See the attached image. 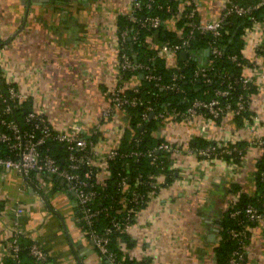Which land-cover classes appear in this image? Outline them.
I'll return each mask as SVG.
<instances>
[{
  "label": "crops",
  "instance_id": "0c3cea01",
  "mask_svg": "<svg viewBox=\"0 0 264 264\" xmlns=\"http://www.w3.org/2000/svg\"><path fill=\"white\" fill-rule=\"evenodd\" d=\"M196 1L202 21L218 17L227 3ZM127 8L128 0H0L3 76L15 83L32 108L43 112L53 128L79 123L92 132L101 182L107 176L103 155L120 144L129 117L118 106L108 117L101 116L109 105L107 92L117 83L132 89L141 77L133 73L118 80L117 20ZM168 22L173 28L174 23ZM262 41L264 18L244 33L243 56L251 64L242 73H252L254 84L248 116L237 118L226 111L211 119L197 113L161 122L153 132L180 144L182 150L171 154L175 170L171 181L136 209L125 233L129 243L120 244L129 257L151 264H215L214 247L225 209L239 191L249 195L256 191V164L264 153V142H259L264 137V60L255 50ZM178 55L166 58V63L175 65ZM206 57L198 53L194 58L199 63ZM199 140L239 141L246 150L239 162L217 156L207 160L185 150ZM1 170L0 264L16 227L46 250L49 264H111L86 234L65 182L45 172H33L31 182ZM233 184L238 192H233ZM17 207L23 208L22 213H16ZM248 234L242 264H264V216L250 224ZM78 240L80 248L74 249Z\"/></svg>",
  "mask_w": 264,
  "mask_h": 264
},
{
  "label": "built area",
  "instance_id": "2783aa9c",
  "mask_svg": "<svg viewBox=\"0 0 264 264\" xmlns=\"http://www.w3.org/2000/svg\"><path fill=\"white\" fill-rule=\"evenodd\" d=\"M155 0H128V9L124 13V16L129 25H124L121 29L117 30V49H118V80L123 78L126 73H139V75L147 81L153 82L154 86L160 87L165 90H178L179 80L184 77L182 72H174L171 78L167 81L162 79L160 73L156 71L148 60L138 61L135 59L134 54L129 51V42L144 43L141 41V30H161L168 27V21L174 23V27L171 28L175 31L178 38L174 41H161L158 42L153 38L152 35L147 34L145 36V43L147 46L152 47L155 54L164 58H169L178 54L181 50L186 51V59L189 57H195L197 52L192 55L193 51L190 50V40L193 37L194 31H200L202 33L210 32L213 36L220 35V28L224 21V18L235 13L238 15L250 14L252 24L245 30L248 31L254 28L258 20L251 15L252 10L260 4L246 3L239 4L232 2L226 4L221 14L211 20H196L195 14L197 15V1L196 0H184L178 3L174 9V13L168 19L161 17L159 13L155 14H142L143 8L152 5ZM156 6L159 9L170 8V4L157 3ZM187 18L184 25L188 26V29L184 35H181L182 28L175 25V21L180 17ZM147 40V41H146ZM209 54L214 56L220 54V48L214 44L209 43ZM205 49V48H204ZM202 50V49H201ZM262 56V55H260ZM150 59V58H149ZM195 59V58H194ZM232 60H236V55L231 56ZM210 61L202 60L197 63V68L193 72V78H199V80L210 81L211 77L208 75V67ZM237 64L244 66L247 63L236 61ZM264 64V61H263ZM253 65V63H252ZM253 81L252 73H242L234 81H228L224 88L217 87L214 89L213 95L209 99L193 98L184 110H178L174 107L168 109L163 107L161 110L156 111L149 100H144L137 94V86L131 89L132 92L126 93L121 83H117L109 88L108 101L109 105L106 106L101 113L102 117H108L111 114L112 107L118 106L123 109L128 106H135L140 104L142 106L141 118H150V112H153L151 117L160 119L162 122L167 120H177L190 118L197 113L209 114L212 119L221 116L226 111H231L233 114H240L246 109V97L243 92H240L235 104H232L227 99V95L231 88H234L236 83H240L241 87L246 91L248 86ZM6 97L1 93L0 90V115L7 114L11 110L9 103H6L9 99L18 100L24 99L23 93H21L15 85L9 84L7 86ZM225 97L226 100L222 101L221 97ZM0 123L2 128L0 129V142L6 147V153L0 154V169L14 170L17 174L21 175L26 181L29 179L31 171L36 173H49L55 174L58 178H61L65 183L68 184L67 189L74 192V199L78 209L80 211V220L83 223L86 234L92 238L95 249L99 254L106 256L111 264H151L147 260H137L134 262L125 263L122 258H117L115 254L109 250L108 241L109 236L113 231L124 230L126 231L133 223L135 218L136 208L135 205L143 202H147L152 194H154L161 186L165 184L164 178H159L160 175L164 176L163 172H159L155 178L146 179L143 177L141 172H137L134 175V184L149 185L152 189H148L146 192H141L137 187H133L130 190V195L122 197L123 202L128 199V202H133L135 205L129 208L122 207L119 211L121 215H110L105 206H97L96 201L98 197V190L95 185L103 186L104 182L97 179L98 173V157L99 152L94 148V138L92 132L87 133L79 123L71 124L67 129H55L51 126L49 121L44 116L43 112L34 108L30 109L25 115L24 124L18 122L14 118H7L6 116L0 117ZM25 123L27 124L25 126ZM47 139H53L58 141L63 146V157L59 162L58 157L54 156L49 152V146L41 148ZM135 146L124 153L119 152L118 146L109 148L103 155L105 167L107 170L108 178L110 173L107 169V160L112 159L116 156H130L133 160L140 156H149L151 160L156 159V155L160 151H169L171 154L182 150L180 144L173 143L171 141L162 139L157 142L154 147H148L142 149L138 147L141 137L139 135L133 138ZM206 144L204 146H195L188 144L185 146L187 153L198 156L203 159L214 158V155H230L234 150L238 153L242 152V147L237 145L229 146L225 141H217ZM234 142V141H232ZM259 142H264V137L259 139ZM163 168V166H161ZM169 168L174 169L173 164L169 165ZM116 184L123 191L128 186L129 175L117 173ZM28 176V177H27ZM260 179L264 186V169L260 171ZM95 184V185H94ZM148 195L149 198H145ZM259 198L264 205V190L259 194ZM124 204V203H123ZM23 208L17 207L16 213H22ZM118 211V210H117ZM239 212L236 209L232 215ZM104 213L108 217V220L101 227L94 226V221ZM245 215L249 219H260L262 213L251 203H248L244 209ZM242 229L238 230L235 228L230 229V234L233 237H237L241 234ZM23 233L18 227L14 229L12 238L9 239L7 244V253L18 261L19 242L18 236ZM29 253L33 257V261L30 264H49L48 253L46 250L37 242L32 241L29 244ZM244 255L242 251L237 249L233 250L229 262L230 264H242ZM16 264H18L16 262Z\"/></svg>",
  "mask_w": 264,
  "mask_h": 264
},
{
  "label": "trees",
  "instance_id": "16d2710c",
  "mask_svg": "<svg viewBox=\"0 0 264 264\" xmlns=\"http://www.w3.org/2000/svg\"><path fill=\"white\" fill-rule=\"evenodd\" d=\"M184 0H155V2L143 8L141 11L142 14H155L159 13L162 18L168 19L174 13L175 7L178 3L183 2ZM236 2L239 4L252 3L256 4L260 2L258 6H256L251 15L255 17L256 20H261L264 18V0H227V5ZM170 4V8H162L159 9L156 4ZM187 18L180 17L175 21V25L182 28L181 35H184L188 29V26L184 25V22ZM195 19L198 20V15L195 14ZM118 28L121 29L124 25L130 24L127 22L124 15H120L117 20ZM252 24V19L250 18V14L247 15H238L235 13H231L224 18L222 26L220 28V35L213 36L210 32L202 33L200 31H194L193 37L190 40V50L194 55L195 52L199 53V50H204L209 43H214L220 48V54L214 56L213 54H208L206 57L207 61H210V65L208 67V75L211 77L210 81L199 80V78H193V72L197 68V62L194 57H189L185 60H182L179 55L176 56L175 65H168L166 63V58L158 56L155 54V51L152 47L147 46L145 43V36L147 34L152 35L156 41H174L179 39L177 34L171 28L166 27L161 30H141V41L144 43L134 42L131 44L129 42V51L134 54V57L138 61H146L154 66L156 71L161 74L162 79L167 81L171 78L174 72H182L184 77L179 80V89L178 90H165L160 87L154 86L153 82L147 81L144 78L140 77V83L137 85L138 91L135 93L144 100H149L153 105V108L158 111L163 107H167L168 109L175 108L178 110H184L188 103L193 98H203L209 99L214 92V89L217 87L224 88L228 81H234L242 74L241 65L237 64L236 61H240L242 63H248L245 57L243 56V47H244V33L245 29ZM118 30V29H117ZM147 41V40H146ZM256 53L262 55L264 60V41L260 42L256 46ZM236 55V60H232L231 56ZM150 58V59H149ZM132 73H126L123 75L122 79H125ZM136 74H139L138 72ZM9 84L15 85L13 81L6 80V77L3 76L0 70V90L3 95L6 97L7 94V86ZM254 84L250 83L248 89L245 91L240 83H236L234 88H231L229 94L227 95V99L235 104L238 95L240 92H243L246 97V109L243 110L240 114H234L237 118L242 115L248 116V102L250 98V94L254 89ZM16 86V85H15ZM124 91L127 93L132 92L131 89L124 88ZM222 101H225V97H221ZM6 103H9L11 106V110L7 114H1L0 117L6 116L7 118H14L18 122L24 124L26 113L32 109L29 99H9ZM2 102L0 101V106ZM129 117L126 125L123 128L122 135L120 137V144L118 146L119 152L124 153L125 151L130 150L135 146L133 138L137 135L141 137V141L138 144V147L145 149L148 147H154L157 142L161 141L162 138L156 137L153 132L157 129L158 124L162 121L160 119H155L153 117L143 119L141 118V110L142 106L140 104L135 106L125 107ZM206 116L209 114L206 112ZM222 116V115H221ZM221 116L216 117L214 119H219ZM27 124L25 123V126ZM2 128V124L0 123V129ZM94 138V136L92 135ZM215 142L214 140H199L198 144H192L195 146H204L209 143ZM229 146L237 145L242 147V152L238 153L234 150L230 155H214V157H224L226 159H233L234 161H241L245 150L246 144H243L239 141L227 142ZM49 146V152H51L54 156L58 157L59 162H61L63 157V146L60 142L55 141L53 139H47L45 143L41 146V148L45 149V146ZM6 147L3 143L0 142V154L6 153ZM171 164V153L169 151H160L156 155L155 160H151L149 156H140L133 160L130 156H116L112 159L107 160V169L110 173V176L106 178L104 185L101 186L99 183L95 185L98 190V197L96 201L97 206H105L108 213L110 215H121L122 212L119 211L122 207L129 208L130 206L135 205L133 202H128V199L123 202L122 197L130 195V190L133 187H137L141 192H146L148 189H152L149 185L138 184L137 186L134 184V175L137 172H141L143 177L146 179L155 178V176L159 172L164 173L165 184L169 183L171 179L174 177L175 170L169 168ZM163 166V168H161ZM264 169V153L261 159L256 164V172H255V184L256 191L249 195L244 191H239L235 184L232 185L233 192H238L236 197L229 203L228 207L225 209L222 218L219 222V231L220 238L218 243L214 247L215 252V264H230L229 258L233 250L237 249L242 251L244 255V249L248 242V231L249 226L252 224L255 219H249L245 213L244 209L248 203L253 204L259 212L264 216V205L262 204L261 199L259 198V194L262 190H264L263 182L260 179V171ZM33 172L31 171L29 174V181L33 182L32 176ZM118 172L129 175L128 186L121 191L120 188L116 184V179L118 176ZM145 198H149L148 195ZM124 203V204H123ZM146 204L145 199L143 202L135 205L134 208H139ZM0 203V207H1ZM78 209V206L76 205ZM238 209L239 212L235 215L232 213ZM118 210V211H117ZM78 214L80 216V211L78 209ZM109 216H106L102 213L97 220L94 221V226L101 227L106 223ZM83 225L82 221L80 220ZM84 227V226H83ZM235 228L241 230V234L237 237H233L230 234V229ZM126 231L124 230H116L113 231L109 236L108 248L111 250L117 258H122L123 262L129 263L137 261L129 257V255L122 250L121 242L125 241L126 243L129 241L127 236L125 235ZM10 236L9 239H11ZM34 241L29 236L21 233L18 236L19 242V251H18V261L12 258L9 254L5 255L4 264H30L33 261V257L29 253V244ZM129 243V242H128ZM48 260L50 258L48 256ZM244 260V258H243ZM242 260V263H243Z\"/></svg>",
  "mask_w": 264,
  "mask_h": 264
},
{
  "label": "water",
  "instance_id": "95a60500",
  "mask_svg": "<svg viewBox=\"0 0 264 264\" xmlns=\"http://www.w3.org/2000/svg\"><path fill=\"white\" fill-rule=\"evenodd\" d=\"M199 53H204V54H209V49L208 48H205L204 50H199ZM180 57L181 58H185L186 57V51L185 50H181L180 51ZM153 114V112H150V114H149V116L151 117V115ZM60 180L61 181H63L61 178H60ZM64 182V181H63ZM66 185L68 186V184L66 183ZM71 193L72 194H74V192L73 191H71ZM80 243H81V241L80 240H78V242H77V244H74L73 245V248L75 249H79L80 248ZM71 244H73L72 242H71Z\"/></svg>",
  "mask_w": 264,
  "mask_h": 264
},
{
  "label": "rangeland",
  "instance_id": "374dc122",
  "mask_svg": "<svg viewBox=\"0 0 264 264\" xmlns=\"http://www.w3.org/2000/svg\"><path fill=\"white\" fill-rule=\"evenodd\" d=\"M168 26L170 27V22H168ZM8 172H10L11 174H13L14 177H17L18 176V175H16L17 173L14 170H7V169H2L1 170V173L2 174H8Z\"/></svg>",
  "mask_w": 264,
  "mask_h": 264
}]
</instances>
